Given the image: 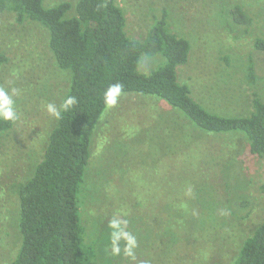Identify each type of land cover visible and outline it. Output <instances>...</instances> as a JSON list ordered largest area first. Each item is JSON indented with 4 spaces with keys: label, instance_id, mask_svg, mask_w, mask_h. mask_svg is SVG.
Returning <instances> with one entry per match:
<instances>
[{
    "label": "rangeland",
    "instance_id": "374dc122",
    "mask_svg": "<svg viewBox=\"0 0 264 264\" xmlns=\"http://www.w3.org/2000/svg\"><path fill=\"white\" fill-rule=\"evenodd\" d=\"M78 0H44L45 8ZM131 39L142 41L163 12L171 29L190 42L189 62L179 82L209 112L244 117L252 94L264 100V0H117ZM240 6L247 27L229 20ZM253 56L259 78L249 84ZM0 84L19 89L20 120L0 136V264H13L20 250V191L42 161L56 119L46 104L62 103L70 72L61 71L40 23L18 24L0 14ZM1 60V58H0ZM157 61L143 58L149 73ZM89 264H235L244 241L264 223V157L251 155L241 133L212 134L196 127L164 101L122 95L106 109L92 139L91 159L81 193ZM120 213L138 247L134 256H113L108 222ZM123 248V244L121 245Z\"/></svg>",
    "mask_w": 264,
    "mask_h": 264
},
{
    "label": "trees",
    "instance_id": "16d2710c",
    "mask_svg": "<svg viewBox=\"0 0 264 264\" xmlns=\"http://www.w3.org/2000/svg\"><path fill=\"white\" fill-rule=\"evenodd\" d=\"M71 10L68 2L45 8L44 0H0V14L14 13L18 24L29 20L48 30L58 68L71 74L65 97L78 100L71 111L56 119L43 159L20 191L22 243L13 264H89L92 248L85 243L81 193L93 133L106 110L102 93L112 83H122L124 94L164 101L206 133H241L249 142L250 154L264 157L261 95L252 94V111L244 117L215 115L197 102L178 78L179 68L189 62L191 45L172 31L167 12L138 41L127 34V20L117 0H78L69 17ZM226 13L235 25L252 24V17L240 6ZM253 48L264 55V39H256ZM144 57L158 62L149 73L141 70ZM247 72L248 83L255 84L259 75L252 55ZM17 123L0 121V136ZM235 264H264V223L244 241Z\"/></svg>",
    "mask_w": 264,
    "mask_h": 264
},
{
    "label": "clouds",
    "instance_id": "9594fccd",
    "mask_svg": "<svg viewBox=\"0 0 264 264\" xmlns=\"http://www.w3.org/2000/svg\"><path fill=\"white\" fill-rule=\"evenodd\" d=\"M19 89L9 85L0 84V121L15 123L20 120V112L16 98ZM122 95H124V85L122 83L110 84L102 93L103 103L106 109L114 108L118 105ZM78 104L75 96H66L58 106L49 102L45 108L47 113L59 120L62 113L71 111ZM128 220L122 214L117 213L108 222L110 231V250L113 256H119L123 251L126 256H134V250L138 247V241L128 228ZM123 244V248L121 245Z\"/></svg>",
    "mask_w": 264,
    "mask_h": 264
}]
</instances>
